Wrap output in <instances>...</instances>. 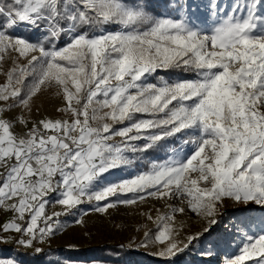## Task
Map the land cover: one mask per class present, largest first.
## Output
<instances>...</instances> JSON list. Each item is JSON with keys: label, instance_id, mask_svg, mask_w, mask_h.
Wrapping results in <instances>:
<instances>
[{"label": "snow or ice", "instance_id": "snow-or-ice-1", "mask_svg": "<svg viewBox=\"0 0 264 264\" xmlns=\"http://www.w3.org/2000/svg\"><path fill=\"white\" fill-rule=\"evenodd\" d=\"M0 74V264H76L52 248L61 215L148 198L169 211L121 248L211 264L243 234L223 264H264V0H0ZM46 93L62 118L32 119ZM188 212L205 227L180 238Z\"/></svg>", "mask_w": 264, "mask_h": 264}, {"label": "rangeland", "instance_id": "rangeland-1", "mask_svg": "<svg viewBox=\"0 0 264 264\" xmlns=\"http://www.w3.org/2000/svg\"><path fill=\"white\" fill-rule=\"evenodd\" d=\"M230 2V0H229ZM10 63L3 65L9 68ZM5 77L0 74V83L5 82ZM150 82H155L154 80ZM60 102L50 93L40 95L35 99L32 119L40 120L44 117L57 119L62 118L57 112ZM38 110V111H37ZM119 127V126H118ZM119 138H117L118 140ZM166 158L164 151H152L143 157L140 164L134 165L126 170H112L108 175L111 181L128 179L138 171L144 170V165L154 157ZM103 204V202H101ZM173 206H179V201H168ZM169 211L165 200H155L148 198L145 202H138L135 205H117L109 209L106 214L96 213L87 205L81 207L80 212L68 215V218L59 217L60 221L66 225L65 229L58 233L52 242V248L56 249L55 255L62 259L76 262V264H162L163 258L153 257L140 252L128 251L120 246L127 245L130 240L142 239L144 230L156 231V218ZM230 211V210H229ZM82 213H87L82 215ZM147 215L152 216V220L147 219ZM82 219L83 224H77L76 220ZM227 218L220 224L212 227L210 232L205 233L200 240V247L203 248L209 243L215 244L221 240L225 233V223ZM173 227L179 228L183 224L180 238L187 235H194L205 227V222L195 214H176L172 222ZM140 229L138 232L137 229ZM252 231L258 234V229L253 226ZM229 240L234 239L235 243L219 245L220 255L211 260V264H223L225 254L235 255L239 253L242 246L243 234L238 236H228ZM6 254V253H5ZM207 257L199 255L197 250H192L186 254L178 255L175 264H205ZM245 264H254V260L245 261Z\"/></svg>", "mask_w": 264, "mask_h": 264}, {"label": "crops", "instance_id": "crops-1", "mask_svg": "<svg viewBox=\"0 0 264 264\" xmlns=\"http://www.w3.org/2000/svg\"><path fill=\"white\" fill-rule=\"evenodd\" d=\"M17 130H19V129H17ZM55 198H56V196H55L54 193H53V194H50V196H49V204L46 205V209H45L46 214H48V215H51L52 212H54V211H55V212H60V211H62V207H61L60 205L52 203V201H54ZM73 214L78 215V213H73ZM9 215H10V214H9ZM61 216H63L64 219H65V218H68V216H64V215H61ZM61 216H60V217H61ZM8 218H9L8 215H5L4 213H0V224H2V223H3L4 221H6ZM258 234H259V233H258ZM258 234H257V235H258Z\"/></svg>", "mask_w": 264, "mask_h": 264}]
</instances>
